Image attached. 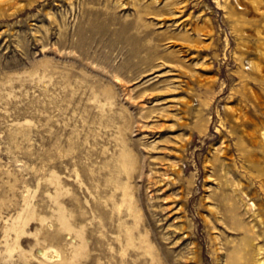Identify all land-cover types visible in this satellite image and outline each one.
I'll return each instance as SVG.
<instances>
[{
  "label": "rangeland",
  "instance_id": "obj_1",
  "mask_svg": "<svg viewBox=\"0 0 264 264\" xmlns=\"http://www.w3.org/2000/svg\"><path fill=\"white\" fill-rule=\"evenodd\" d=\"M0 264H264V0H0Z\"/></svg>",
  "mask_w": 264,
  "mask_h": 264
}]
</instances>
